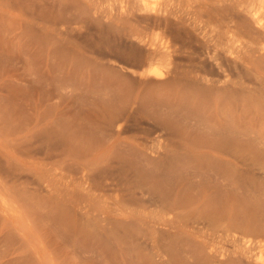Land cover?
Here are the masks:
<instances>
[{"label":"rangeland","instance_id":"rangeland-1","mask_svg":"<svg viewBox=\"0 0 264 264\" xmlns=\"http://www.w3.org/2000/svg\"><path fill=\"white\" fill-rule=\"evenodd\" d=\"M242 1L0 0V264H264Z\"/></svg>","mask_w":264,"mask_h":264},{"label":"bare ground","instance_id":"bare-ground-1","mask_svg":"<svg viewBox=\"0 0 264 264\" xmlns=\"http://www.w3.org/2000/svg\"><path fill=\"white\" fill-rule=\"evenodd\" d=\"M241 1H242V0H240V2H241ZM252 1H253V0H252ZM254 1H255V0H254ZM254 1H253V2H254ZM240 2H239V3H240ZM247 2H248V0H247ZM245 3H246V2H244V4H245ZM246 4H247V5H246ZM246 4H245V5L248 7V3H246ZM238 5H239V4H238ZM242 5H243V1H242ZM147 6H150V9H151V10H155V11H160V10H161V9L157 8L156 5H150V4H149V5H147ZM246 6H245V8H246ZM238 7H239V8H244V5L241 6V7H240V6H238ZM243 10H245V9H243ZM243 10H242V11L239 10V11L243 12ZM206 11H209V12H211V13L213 14V12L210 11V10H206ZM209 12H207L208 15L206 14L208 17H209V14L211 15V13H209ZM216 12H217V11H216ZM216 12H215L214 16L212 15L213 17L211 16V18H214L216 14L218 15V14L220 13L219 11H218L219 13H218V12L216 13ZM205 13H206V12H205ZM221 13H222V12H221ZM221 13L219 14V16H221ZM223 13H224V12H223ZM225 13H226V12H225ZM250 13H251L252 17L254 18V21H256V23H257V25H258L260 31L264 32V0H260V2H259V0H258V4L254 3V5H252V7H251V9H250ZM226 14H227V13H226ZM206 15H203V16L205 17ZM217 15H216V16H217ZM224 15H225V14H224ZM228 15H229V14H228ZM231 15H232V14H231ZM219 16H217V19H218ZM222 16H223V15H222ZM234 16H235V15H232V16L229 15V17H230V19H229V23H230V22L233 23V22L235 21L236 18H234ZM204 17H202L201 20H203V21L205 20V22H206V20H207L206 18H207V17H205V19H203ZM224 17L226 18L227 16L225 15ZM229 17H228V18H229ZM219 18H220V17H219ZM221 18H222V17H221ZM221 18H220L221 21H222L223 19L225 20V18H222V19H221ZM228 18H227V19H228ZM236 20H237V19H236ZM203 21H202V22H203ZM210 21H211V20H210ZM210 21L208 20L207 23H209ZM211 22H213V21H211ZM214 22L216 23V21H214ZM217 22H218V21H217ZM225 22H226V21H225ZM227 22H228V21H227ZM236 22H237V21H236ZM236 22H235V24H232V23H231L232 25L230 24V25L228 26L229 29L227 28V31H228V32H227V35H228V33H229V37H228V38H229V41H230V42H233V40L236 41V37H237V39H239L238 36H239V34H241V33H239V32H238L239 34L235 32V30H236V27H235L236 24H237V27H238L237 29H240L239 26H238V25L240 24L239 21H238L237 23H236ZM215 23H213V24H215ZM220 23H221V22H219V24H220ZM238 23H239V24H238ZM203 24L206 25V23H203ZM209 24H210V23H209ZM211 24H212V23H211ZM222 24H223V23H222ZM224 24H227V25H228V23H224ZM216 25H218V23H216ZM227 25H226V27H227ZM241 25L243 26V24H241ZM242 26H241V27H242ZM233 27H235V30L232 31ZM242 29H243V28H241L240 30H242ZM261 29H262V30H261ZM243 30H244V29H243ZM245 31H246V33H245V32H244V33L247 34L248 31H247V30H245ZM225 32H226V30H225ZM249 34H250V33H249ZM237 35H238V36H237ZM243 35H244V34H243ZM249 36L251 37L252 34L249 35ZM263 36H264V35H263ZM263 36H262L261 38H258V39H259V40H260V39H263V40H264V37H263ZM240 37H241V36H240ZM242 37H243V36H242ZM244 37H245V36H244ZM246 37H247V36H246ZM251 38H252V37H251ZM255 38H256V37H255ZM255 38H254V39H255ZM241 39H242V38H241ZM251 40H252V39H251ZM241 41H242V40H241ZM255 41H256V40H255ZM236 42H237V41H236ZM238 42H240V41H238ZM262 42H263V41H262ZM262 42H261V40L259 41V43H262ZM254 43H255V42H254ZM263 43H264V42H263ZM231 44H233V43H231ZM234 44H235V43H234ZM255 44H256V43H255ZM260 45H262V44H260ZM228 46H229L230 49H231V46H230L229 44H228ZM233 46H234V45H233ZM233 46H232V47H233ZM263 46H264V45H263ZM229 47H228V48H229ZM261 47H262V46H261ZM262 49H263V47H262ZM232 50H233V49H232ZM232 50H231V51H232ZM232 52H233V51H232ZM233 53H234V52H233ZM152 74L155 75L156 77H159V78L162 77V74H161V73H158V72H156V71H153Z\"/></svg>","mask_w":264,"mask_h":264}]
</instances>
